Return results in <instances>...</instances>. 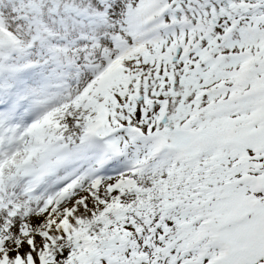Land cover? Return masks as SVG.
<instances>
[{
    "label": "snow or ice",
    "instance_id": "6c2138e0",
    "mask_svg": "<svg viewBox=\"0 0 264 264\" xmlns=\"http://www.w3.org/2000/svg\"><path fill=\"white\" fill-rule=\"evenodd\" d=\"M0 264H264V0H0Z\"/></svg>",
    "mask_w": 264,
    "mask_h": 264
}]
</instances>
